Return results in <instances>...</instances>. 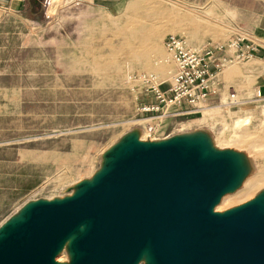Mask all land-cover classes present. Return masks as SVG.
Here are the masks:
<instances>
[{"label": "water", "instance_id": "obj_1", "mask_svg": "<svg viewBox=\"0 0 264 264\" xmlns=\"http://www.w3.org/2000/svg\"><path fill=\"white\" fill-rule=\"evenodd\" d=\"M237 173L232 157L200 143L134 139L80 193L32 204L8 225L0 264H54L81 225L72 264H135L144 250L153 264H264V205L212 212Z\"/></svg>", "mask_w": 264, "mask_h": 264}, {"label": "rangeland", "instance_id": "obj_2", "mask_svg": "<svg viewBox=\"0 0 264 264\" xmlns=\"http://www.w3.org/2000/svg\"><path fill=\"white\" fill-rule=\"evenodd\" d=\"M53 1L59 5L61 0ZM125 1L128 7H123L122 4L113 10L115 12L113 16L106 14V21L100 25V30H104V34L99 32L100 39L89 41L90 43L99 41L101 45L103 42L106 48L104 57L90 56L94 59L92 62L94 65L100 63L106 69L105 122L95 127L89 126L75 131H55L40 136V140L57 143L62 150L68 149L70 145L65 141L73 140L74 150L72 153L61 152L52 158L43 157V164L51 165L42 167L40 181L34 184L27 183L26 196L21 207L0 217V235L8 225L26 218L30 204L65 200L80 193L97 179L100 172L108 169L118 150L138 135L145 144L177 139L201 143L200 139L212 138L218 149L240 150L245 153L248 159L244 160L252 165L251 175L259 172L264 157V102H258L260 99L256 97L253 87L255 76L251 73V66H263L264 61L252 59L239 64L226 62L222 73L218 76L219 95L210 97L194 113L162 120L158 126H161L159 128L162 133L161 138L158 130L156 135L148 136L142 128L143 123L134 124L139 120L135 114L134 98L141 92L134 78L142 73L153 74L163 83L162 89H165L176 71V66L164 46L166 37L182 36L189 47L197 51L202 50L205 43L201 42L200 46L195 40L199 35L209 37L212 25L214 26L212 47L225 45L228 53L231 50L227 47L226 41L233 33L231 23L235 19V14L224 7L211 9L195 6L197 3L194 0L186 2L152 0V2L147 1V4L145 0ZM152 32L158 40L154 43L150 37ZM218 51L222 52L223 49ZM235 67L240 70L239 75L227 79V70ZM229 85L237 91L234 90L237 104H231L226 99L225 90ZM242 131L249 133L250 141H254L257 146L249 140L244 144L238 142L235 137L236 135L241 137ZM85 140L90 143H86ZM236 164L240 167L244 161L241 160ZM252 196L243 201L229 203L225 207L226 210L222 211L229 213L253 202L264 205V188ZM81 234L82 231L71 234L73 241L69 245L70 248L60 255V258L67 260L65 264L73 263L76 256L73 242ZM70 255L71 257H67Z\"/></svg>", "mask_w": 264, "mask_h": 264}, {"label": "crops", "instance_id": "obj_3", "mask_svg": "<svg viewBox=\"0 0 264 264\" xmlns=\"http://www.w3.org/2000/svg\"><path fill=\"white\" fill-rule=\"evenodd\" d=\"M194 2L199 7L230 9L235 14L230 39L248 37L228 53L250 52V60L264 61V0ZM126 3L61 0L56 5L53 0H0V217L21 207L27 183L41 180L42 167L51 165L43 164V157L73 152V140L65 141L70 145L62 150L57 143L40 140L43 133L75 131L105 122L106 69L100 63L94 65L90 56L104 57L106 48L103 42L89 41L100 39L99 32L104 34L100 25L106 14L113 16V10ZM213 28L209 37L199 35L195 40L200 46L205 43L204 50L212 47ZM150 37L153 43L158 41L154 32ZM251 67L253 87L261 94L258 102H264V65ZM239 73L238 68H229L226 78ZM229 87L235 90L229 85L226 99ZM134 102L137 113L141 99L137 96Z\"/></svg>", "mask_w": 264, "mask_h": 264}, {"label": "built area", "instance_id": "obj_4", "mask_svg": "<svg viewBox=\"0 0 264 264\" xmlns=\"http://www.w3.org/2000/svg\"><path fill=\"white\" fill-rule=\"evenodd\" d=\"M243 36H235L228 40L227 47L236 48L237 44L248 37ZM164 46L176 66V71L168 86L162 89L163 83L158 81L153 74L142 73L134 78L136 86L141 88L138 95L141 102L138 103L136 113L139 120L134 124L143 123L142 128L148 136L156 135L162 120L194 113L210 97L218 96L217 87L220 84L218 76L222 73L226 62L227 64L232 63L234 59L246 61L253 57L250 52H235V50L233 51L234 56L226 57L225 45L196 51L186 46L180 37L171 35L166 37ZM221 49L223 51L219 52L218 50ZM260 96L261 94L258 93V97ZM234 97L235 92L229 87L228 102L236 103L238 100H233ZM181 106L183 108L172 111L173 108ZM186 106L188 109L184 108Z\"/></svg>", "mask_w": 264, "mask_h": 264}, {"label": "bare ground", "instance_id": "obj_5", "mask_svg": "<svg viewBox=\"0 0 264 264\" xmlns=\"http://www.w3.org/2000/svg\"><path fill=\"white\" fill-rule=\"evenodd\" d=\"M171 36H176V35H171ZM243 37H246V36H243ZM180 38L183 40L184 44L186 46H188L185 43L184 39L182 37H180ZM208 48H210V47H208ZM202 50H204V49H202ZM202 50H200V51H202ZM228 56H234V55H230V54L226 55V57H228ZM241 62H244V61H238L237 59H234V61L232 63L238 64V63H241ZM232 63H228V64H232ZM258 93L259 92L256 93V97L258 99H261V96L258 97ZM235 98L236 97H234L233 100H236ZM234 103L235 102H233L231 104H234ZM235 104H237V102ZM248 134L245 131V132H243V134L241 135V137L236 135L235 138H236V140L238 142H241L243 144H244V142H246V141L249 140V142H251L252 144L255 145L254 141L253 142L250 141L251 139H250V136ZM200 140H201V143L200 142L199 143L202 145V150H203V153L204 154L227 155V156L232 157V159L235 162V164L237 162L241 161V160L244 161V164H242L240 167L237 166V172H238L237 173V179L235 180V182L233 183V185L228 190H226L223 194H221V196H219V198L217 199L216 203L212 207V212L214 214L223 215V214L227 213V212H223L222 210L225 209V207L229 203L232 204L234 202H239V201H243L245 199H249V197L252 198L254 196V195L252 196V194H254L255 192H257V191L261 190L262 188H264V157H263V162H262V165L260 167L259 172H257L255 175L254 174L251 175L252 165L249 163V161L244 160V159H248L247 158V155L246 156L244 155L245 153L240 152V150L238 151V150H233V149H218V146L214 144L212 138H210V139H200ZM135 141L137 143H140V144H145L144 140H142L140 138V135H138V136L135 137ZM261 143H262V141H261ZM255 146H257V144ZM252 147H253V145H252ZM100 173H102V172H100ZM91 181H94V179L93 180L91 179ZM72 197L73 196H71L69 198H72ZM69 198L67 197L66 199H69ZM61 201H63V200H59V199L58 200H51V201L48 200V201H45V202H61ZM33 204H35V203H33ZM30 205H32V204H30ZM19 220H20V218H19ZM84 228H85V226L84 225H81L78 228L77 231H83ZM72 241H73V237L71 235L68 238H66V240L63 241V243L61 244L60 248L57 250V252L55 253V256L53 258L54 264H65V262L67 260H63V258H60V255H62L64 251H66L67 249L70 248L69 245L71 244ZM67 257H71V255L70 256H67ZM141 262H144L145 264H153L152 259H151V256H150V254H149V252L147 250H144L142 252V254L140 255L139 259L137 260V262L135 264H140Z\"/></svg>", "mask_w": 264, "mask_h": 264}]
</instances>
